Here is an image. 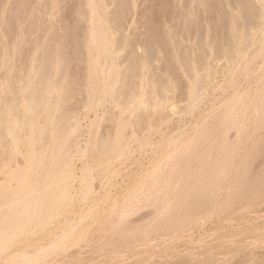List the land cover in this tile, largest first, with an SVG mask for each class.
<instances>
[{
	"label": "bare ground",
	"instance_id": "bare-ground-1",
	"mask_svg": "<svg viewBox=\"0 0 264 264\" xmlns=\"http://www.w3.org/2000/svg\"><path fill=\"white\" fill-rule=\"evenodd\" d=\"M61 3V0H0V174L5 177L4 182H0V262L5 261V264H59L55 254L60 249L67 252L66 243L61 242L56 247L52 244H34V240H38L42 232L50 233L49 228L62 216L60 215L62 212L67 211L63 206L76 198L74 195L76 180L80 185L83 184L86 189L83 198H87L91 193L88 187L90 179L103 182L111 165L114 164L116 167L118 163V167L106 177L116 179L120 173L119 165L125 164L122 163L125 157L132 155L136 149L141 151L144 147L152 145L151 137L160 133L162 123L170 115L171 104L175 100L173 97L177 94L170 96L171 91L183 94L181 96L187 103L185 106L193 114L204 99L212 96L209 92L211 89L214 92L216 90L226 92L228 88H233L234 92L237 85H240L237 84L238 75H244L246 78L250 76V71L254 70L249 69V64L241 66L242 57L247 49L253 48V58L264 61V42L260 37L264 30V0L233 1V4L229 5L232 7L230 13H226L228 22L225 26L221 28L215 26L218 29L215 27L212 29L207 20L196 38L194 35L192 39L186 37L188 43L194 41L188 48L185 45L184 48L187 49L181 51L178 50L180 46L175 38L182 37L181 32L179 35L173 31L175 33L173 34L171 32L173 26L163 24L164 27L159 29V32L166 42H164L166 49L157 46L156 50L155 38V45H153L155 42L151 41L157 57L160 53L159 57L167 54L163 57L165 73L152 67L151 60L140 56L127 57L125 65L120 63L123 67L118 64L114 56L117 51L125 50L126 38L121 41L123 43L119 42L120 46L114 43L117 35L116 32H112L107 20L108 0H77L78 8L82 9L78 13L79 19L84 21L85 30L80 36L81 42L75 58L82 64L80 87L75 91H81L85 110L77 113L74 110L68 111L64 109L62 102L65 94L73 89L67 77L61 74L65 54L61 51L60 40L56 39L55 21L53 22L54 10L65 2ZM174 5L172 7L177 6ZM58 10L59 8L56 11ZM187 14L182 13L185 25L190 18ZM9 26L13 27L11 37L8 35V31L12 29L9 30ZM116 31L119 33L120 30ZM160 35H157L158 38ZM9 37V43L14 45H9L6 40ZM24 41H29L32 47L29 48L25 61L22 59L24 62H21L19 49ZM257 41L259 43L256 46ZM153 48L150 49L154 53ZM16 55L20 58L19 63ZM215 60L218 62L221 60L222 65L214 64ZM224 70L230 71L229 80L225 85H216L215 75ZM254 75L256 76V73ZM257 77L259 88L255 90L257 91L254 93L255 96L250 93V98H246V95L245 98H240L235 90L236 95L234 92V96H228L229 100L226 98V102L224 100L225 103H221L223 106L219 105L221 108H218V111L215 107L212 122L198 124L200 127L198 130L195 126L198 139L192 141L185 137L189 140L184 138L180 143L176 142V139L173 141L174 146L173 144L172 147L169 146L158 164L159 179L154 180L156 185L151 187L149 181H144L143 185L123 199L125 202L123 201L118 208L115 202L110 214L121 213V218L114 222L110 239L92 245L91 250L94 253H100L112 242L134 236L138 232L149 236L157 225L180 227L195 222L208 208L214 207L216 200L225 190L227 201L224 199L225 207L221 213L233 211L237 204L242 206V209L237 211L238 216L247 212L252 213L251 209H256L259 214L258 203L264 199V72L261 74L259 72ZM178 79H182V84ZM105 110L107 114L110 112L112 115L113 126L111 130L109 129L111 132H108L109 130L103 134L95 132L92 142H85L86 148H82L80 138L84 127H81L80 121L93 114L94 120L90 121L88 127L91 131L94 127L92 122L95 123L100 116L99 111H103L105 115ZM172 110L174 111L175 107ZM194 124L197 125V122L193 123L192 127ZM249 143H253L252 149L247 153L244 151L241 156V153L239 154L241 145L247 146ZM75 155L82 161L79 171L81 174H78L80 176L77 175L73 163ZM227 184L230 185L229 189ZM142 205L150 208L148 210L155 220L148 224L147 232L140 231V225L135 224L130 218L132 213L143 207ZM90 207L85 216L92 215L96 209L94 205ZM258 232L255 233L257 237ZM86 233L87 230L82 231L80 228L79 234L72 239L70 245L82 244L87 238ZM245 239L240 240L246 242ZM257 239H254L256 243L252 242L253 248L255 244L262 248L264 244L260 247ZM226 241L230 240L225 239L221 244L227 251L230 248H241L239 243L242 241L232 245L231 241L234 242V239L228 244L224 243ZM248 241L250 243V240ZM240 250L243 251V247ZM252 254L255 255L253 252ZM216 255L212 253L209 259L203 261H194V258L198 257L185 255L182 258L179 256L180 259L176 260L178 256H175L176 261L172 264H214L217 260L221 262L223 254H219L220 259H217L219 255L218 257ZM256 256L252 255L251 258H254H249V261L241 260L243 263L258 261L255 259ZM228 260H223L222 263H227Z\"/></svg>",
	"mask_w": 264,
	"mask_h": 264
},
{
	"label": "rangeland",
	"instance_id": "rangeland-1",
	"mask_svg": "<svg viewBox=\"0 0 264 264\" xmlns=\"http://www.w3.org/2000/svg\"><path fill=\"white\" fill-rule=\"evenodd\" d=\"M192 1L193 0H108L107 20L109 22V26L111 27V30H113L112 32H116L115 34L117 35V38H116L117 41L115 40L114 43H116L117 46H120L121 44L119 42H121L124 38H126L125 39L126 42H124V43H126L125 44V50L117 51L116 55L114 56V59H116V62H118V64L123 63V65H125L124 64V63H126L125 60L127 59V57L129 58V56L130 57L136 56V58H140V57L144 58L145 57V58L149 59V61L151 60L150 62L152 63V67L157 69L159 72L163 69L165 70L166 67L164 68V66H166V65L164 64L165 59L163 57H165L167 54L164 52L165 54L164 55L162 54L161 57H159L161 55V53L158 57H157V55H155V54H157L156 53V50L158 48L157 46H159L163 50L166 49V46L164 45L165 40L163 39V36L160 35L161 32H159V29L164 27L163 24H166V25L171 24V26H173L171 32H173V31L175 33L178 32L177 34H179L181 32L180 33L181 35L180 34L179 35L182 37H175L177 39V40L176 39L175 40H176V42L179 43L180 48L182 47L181 49L180 48L178 49L181 51L183 49H187L188 46L192 45V42L194 40L192 42L189 41V43H188L187 38L192 39L193 35H194L193 37L196 38L197 35L200 32H202L201 30H203L205 23L208 22V24L211 25L212 29L215 26L218 28L225 26L228 22V18L226 17V13L227 14L230 13V11H231L230 8L232 9V7L229 5H232L233 4L232 2L235 0H207V1L201 0L202 2H200V3H197L196 1H195L196 2L195 3L194 1L193 2ZM61 2L62 3L65 2V3L64 4L61 3L63 6L59 5V7H58L59 10L56 11L58 9L57 8L53 12V14H54L53 16L55 17V18L53 17L54 18L53 22L54 21L56 22V23L54 22V25H55L54 26V31H55L54 33H55V36L57 37L56 39L57 40L59 39L60 41L59 40L58 41L61 42L60 43L61 46L60 45L59 46L62 49L61 51H63L62 53L65 54L64 55L65 57H63L65 64L62 63V64H64L63 65L64 69L61 70L62 71L61 74L64 75V77L65 76L67 77V80L70 84V87L73 89V91L65 94V99L62 102V105H63L64 109H66L68 111L74 110L77 113V112L82 111L84 108H83L82 100H81V98H82L81 91H79V90L75 91V89L76 90L79 89V87H80L79 83L82 79V64H79L75 60V58H76L77 53H78L77 50H78V46L80 44L79 42H81L80 36H82V34L85 30V24H84V21L82 19H79L80 16L78 15V13H80L82 11V9L78 8L77 0H68V1L67 0L66 1L61 0ZM230 3H232V4H230ZM174 4L177 6L178 5H180V6L177 7ZM173 5L175 7H172ZM182 5H184V6H182ZM191 5H192V7H190ZM187 7H189V8H187ZM195 7H196V9H195ZM180 9H181V11H180ZM186 9H187V11H186ZM182 10H185L188 13L187 15L190 17L188 19V22H189L188 25H187V23H188L187 20H186V22H187L186 25L184 24V19H183L184 15L182 18V13H186V12L182 11ZM192 10H193V12H192ZM55 12H57V13H55ZM171 15H173V16H171ZM185 16H186V14H185ZM193 19H194V21H193ZM219 19H221V20H219ZM172 20H174V21H172ZM182 21H183V23H182ZM219 22H221V23H219ZM161 23H162V25H161ZM181 23L184 25H182ZM157 26L159 28H157ZM183 26H185V27H183ZM7 27H6V31H7ZM216 27H215V29H218ZM10 28H12V29L10 30ZM157 29H158V31H157ZM9 30L10 31H8L9 32L8 35L11 37L10 32L13 30V27L9 26ZM116 30H118V31L120 30L119 33ZM64 31L67 33H65ZM185 31H186V33H185ZM151 32H152V34L154 33V35H152ZM156 32L157 33L159 32V34H157ZM174 32H173V34H175ZM156 34L158 36L160 35V38H158V36ZM6 37H7V34H6ZM10 37H9V39H6L8 41V43L10 41ZM260 37H261V40H263V42H264V30L261 33ZM154 38H155L157 44L159 43L160 45L156 44ZM61 39H62V41H61ZM151 40H153V42H155V43L153 44V42ZM11 42H13V41L11 40ZM27 42H29V41H26V42L24 41V44H20L21 46L19 49V57L21 59L17 57L18 53H16L17 55L15 56L17 58V60L20 59L21 62L25 61V59L27 57L26 54L29 53L28 52V51H30L29 48L32 47L31 43L29 42L27 44ZM121 43H123V42H121ZM186 43H188V44H186ZM258 43H259V41L256 42V46L258 45ZM261 43H260V45H261ZM10 44H12V43H9V45ZM152 44L153 45L156 44L154 46V48L156 47L155 48L156 50L153 48ZM12 45H14V44H12ZM28 45H29V47H28ZM185 45L187 46V48H184V47H186ZM150 48L154 49V53ZM129 49H130L131 55L128 52ZM146 49H148V50H146ZM133 53H134V55H133ZM253 57H254L253 48L247 49L245 51L243 57H242V60H241V66L244 67L246 64H249L248 65L249 69L251 68V70H254V71H250L251 74H250V76L248 75L249 77L247 76V78L244 75H238V78H239L238 81L239 82L237 84H240V85H237L238 86L237 90L236 89L235 90L237 91V96L239 95L238 97H240V98L241 97L243 98L245 95H246L245 96L246 98H250L251 94H253V96H255V94L257 92L255 90L256 89L258 90V88H259V85H258L259 82H257L258 81L257 78H259V77H257V75L259 74V72H260V74H261V72H264V71H262V69H263L262 67H264V61H261V59H258V58L254 59ZM158 58H161V59H158ZM22 59H24V61H22ZM17 62L19 63L20 61L18 60ZM215 63L220 65L222 63V61L220 60V62H218V60H215L214 64ZM120 65H122V64H120ZM123 65H122V67H123ZM260 66H262L261 67L262 69L260 68ZM257 68L258 69L260 68L261 70L259 69L260 70L259 71V70H257ZM164 70H163V72L165 73L166 71H164ZM255 71H257V72L259 71V72L257 73ZM254 72L256 73V76L254 75L255 74ZM229 73H230L229 70H224L222 73L215 75L214 83L216 85H218V84L225 85L226 82L230 78ZM178 77L181 78V76H178ZM178 80L177 81L181 82V84H182V81H181L182 79H178ZM70 87H69V89H70ZM211 90L209 92L212 93L213 97L209 95L206 99H204V101L200 104L199 109H196L195 110L196 112L194 111L193 114H191L189 112V110H187L188 108L185 106L187 104L186 100L182 98L183 96H181L183 94H181V93L179 94V92H176V91L172 93V91H171V93H169L170 96H172V94H174V93H177L176 95L174 94L175 96L173 98H175V100L173 101V104H171L172 108L175 107V110L173 111L171 106H170V108H171L170 113H169L170 115H169V117H167V119H166L167 121L164 120V122H163L164 124L162 123L160 133H158V134L156 133L151 137V142H152L151 144L152 145L144 147V150L143 149L141 150L142 152L140 151V149H136L137 152H136V150H134L132 152L133 156L131 154H129V156L125 157L124 161H122V163H125V164H121V162H120L121 165H119L120 168H118V169H120V171H119L120 173H118V177H116V179L110 178V177H108L109 179H107L106 177L112 172L113 169H116L118 167V163H116L117 164L116 167L114 164L111 165V167L109 168L107 176L105 178H103V180H104L103 182L99 181L98 179H90V183H89L88 187L91 190V193H90V195H88L87 198H83L84 192L86 190L84 188L83 184L80 185V182L76 180V182L74 183V189H75L74 193H76L74 195H76V198L68 204L65 203L63 208L66 209L67 211L62 212L60 214L62 216L57 219V221L53 224V226H51V228H49V229H51V232L50 233H44V232L40 233L38 240L35 239L33 243L34 244H44V245L52 244V245H56V247L61 242L66 243V245H68L67 246L68 248H66L67 252H63V250L60 249L55 254L56 260L59 264H66L68 262H69V264H101L102 262H105L104 264H157V263L158 264H172L173 261L180 259L179 256H181V258L183 257V255L194 256V257H198L197 259L194 258V261H203V260L209 259L212 255V253L215 255L216 254H218V255L223 254L222 255L223 258L221 257L222 261L220 262L219 260H217V262H214V264L215 263L219 264L218 262H220V264H223L222 262H224L228 259L229 260L227 261V263L225 262L226 264H231V263L232 264H248V263L251 264L253 262L252 260L248 263L246 261H249L250 260L249 258H251L252 255L253 256L257 255L255 259H258V261L254 259L257 263H255V261H254L252 264H259L258 262H260V261H261L260 264L261 263L264 264L262 262V261H264V250H263L264 245H262V244H264V240L263 241L261 240L262 238L264 239V225H263L264 224V218H263L264 217V211L262 210V209H264V207H263L264 206V202H263L264 199L258 203V205L260 204L259 206L262 208L261 209L259 207V209L262 210L261 212L259 210L260 215L258 214V211H256V209H251L253 211L255 210V212H257V213L255 214V212L253 213V211H252V213L249 212V213H251V214H249L247 212V214H244V215L241 214L242 216L241 215L240 216L243 217V218H241L240 216L237 215V211H239V209H242V206L237 205V204L234 207L236 209V212H234L235 209H233V211L231 210V211H228L225 213H223V212L221 213V210L224 209V207H225L224 204L227 201L226 200L227 199L226 198V192H225L226 190L223 192L222 196L219 197L218 200H216L214 207L208 208L202 214V216L195 222H190V223H187V224L180 226V227H159V225H157V227L153 229V231L150 233L149 236H145L144 233L138 232L134 236L125 237L123 239L112 242L111 244L105 246L104 251H102L100 253H94L91 250L92 245L94 243H102V242L111 238L110 231L113 228V224H114V222H117L121 218V213H111L110 214V211L115 207V204L117 203L116 204L117 208L120 205H122V203L124 201L123 199H125L127 196L131 195L135 189L137 190L141 185H143L144 181H149L151 187L156 185L154 183V180L159 179V172L157 171L158 170V164L161 161V159L163 157L162 155H164V152L170 148L169 146H171L175 141L180 143L181 142L180 140L184 139L185 137H189L190 140L192 139V141H193V139L194 140L198 139L196 137V136H198L197 135L198 131H196V128H197V130H198V128H200L198 124L203 123L205 125V123L207 121L208 122L206 124L210 123L209 121L212 122L211 119H214V117L212 116L214 114H212V113H215V110H214L215 107H217L216 111H218L221 108L219 105L223 106L221 103L224 104L226 102V100H229L230 97L228 98V96H230V95L234 96L233 93L235 92V90L233 92V88H231V89L228 88V90L226 92H221L218 90H216L214 92ZM213 93H214V95H213ZM235 95H236V92H235ZM226 98H228V99H226ZM224 100H225V102H224ZM185 107H186V109H184ZM108 108H109V106H108ZM101 112L103 115L101 114ZM107 113L108 112L106 111L105 115H104L103 111H99L100 116H99V118H97V121L95 120L96 121L95 123L92 122L94 127L92 128L91 131L88 130V127L90 125V121L94 120L93 114H91L90 117L87 119L83 120V118H82V120L80 121L81 127L82 126L84 127V128H82L83 129L82 133H81L82 137L80 138V140L82 141V142H80L82 148H86L85 147L86 145H84L85 142H88V143L92 142V140H93L92 136L95 132L98 131L99 134H103V133H106V131H108L109 129L111 130V127L113 126L112 125L113 119L111 117L112 115H110V112H109V114H107ZM78 114H80V113H78ZM208 114H210L209 116L210 117L212 116L213 118L212 117L210 118L208 116ZM195 122H197V125L194 124V126L192 127L193 123H195ZM156 124L158 125V122ZM195 126H196V128H195ZM201 127H203V126H201ZM110 130L108 132H111ZM185 140H189V139L185 138ZM252 140H251V142H252ZM169 141L171 143H169ZM168 144H170V145H168ZM251 145H253V143H249L247 146L241 145L242 151L240 150L239 154L241 153V156H242L243 153H245L244 151H246V153L248 151H250L252 149ZM88 146H89V144H88ZM165 146H166V148H164ZM172 146H174V144ZM89 148H90V146H89ZM130 157H131V159H130ZM77 159H78V157H77V155H75L73 158V163H74V166L76 169V173L78 175V174H81V173H79V171H81L80 167L82 165V161L79 159L77 160ZM126 159H128V160H126ZM121 169H122V173H121ZM128 174H129V176H128ZM78 176H80V175H78ZM4 180H5V177L2 174H0V182L2 183V182H4ZM116 183H118V184L116 185ZM107 185H108V187H106ZM229 187H230V185L227 184L228 189H229ZM224 188L226 189V185ZM93 205L96 208L94 210L93 214L90 216H85L86 211H88L87 209L91 208L90 206H93ZM142 206L143 207L138 208L134 213H132L130 215V218L134 220L135 224L140 225L139 226L140 231L147 232L146 230H148V224L154 222L155 220H154L153 214H151L149 211L150 208L147 205H142ZM212 208H214V209L216 208V209L214 210ZM213 210H214V212H213ZM230 213H231V215H230ZM143 215H144V217H143ZM262 226H263V229H262ZM80 228H82V231L87 230L86 240L82 241V244L70 245V242L72 241V239H74V237L79 234ZM258 228H260V229H258ZM251 230H252V233L254 235L251 233ZM253 230H254V232H253ZM255 230H256V232H255ZM261 230H262V233H261ZM71 231H73V234H71ZM247 232H249V233H247ZM257 232H258V237L256 236L257 234H255ZM230 236H233V237L237 238L238 240L233 238V237L228 238ZM259 236H261V237H259ZM241 237H244V238H241ZM248 237H249V239H245ZM239 238L245 239L246 242L248 240H250V243H251L250 246L251 247L249 246V244H250L249 241L246 243V242H244V240H240ZM251 238H253V240ZM257 238H261V239L259 240ZM144 239H146L150 243H148ZM225 239L230 240V241L234 239V242L231 241V245L237 241L238 242L242 241L239 244H241V248L243 247V251L240 250L241 248H238L239 250L237 248H235V249L234 248H232V249L228 248L229 249L228 251H227V248H225L226 249L225 250L224 246L222 245L223 240L225 241ZM254 239L255 240L257 239V243L260 244V247L262 245L263 249L259 248L258 244L257 245L255 244L257 246V249H255V245L253 248L252 242L256 243ZM235 240H237V241H235ZM143 241L146 243H144ZM230 241H226L224 243L228 244ZM258 241H260V242H258ZM221 242H222V244H221ZM243 242H244V244H243ZM242 244L245 247L242 246ZM19 248L24 249L22 246H19ZM221 249H223V250H221ZM230 250H232V251H230ZM236 250H238L239 254L237 253ZM248 250L250 253L248 252ZM177 251L180 252L181 254L183 253V255H181L180 253L178 254ZM219 251L221 253H216ZM223 251L224 252L227 251V253L226 252L223 253ZM174 252H176L175 255H174ZM228 252H230L231 254L230 253L228 254ZM233 252H234V254H233ZM252 252L255 253V255L254 254L251 255ZM256 253H258V254H256ZM176 254H178V255H176ZM227 254L229 257L227 256ZM243 254H244V256H243ZM218 255H216V256L218 257ZM173 256H174V258H173ZM175 256L176 257L178 256V258H176ZM234 256H236V257H234ZM242 256H243V258H242ZM163 258H165V259H163ZM175 258H176V260H175ZM253 258H251V259H253ZM262 258H263V260H262ZM217 259H220V255ZM241 259L246 260V261L243 263V261ZM229 261H231V262H229ZM0 264H5V261L0 262Z\"/></svg>",
	"mask_w": 264,
	"mask_h": 264
}]
</instances>
